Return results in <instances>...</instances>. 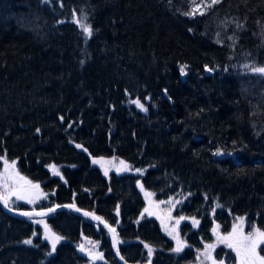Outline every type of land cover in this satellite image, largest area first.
Returning <instances> with one entry per match:
<instances>
[{
  "label": "trees",
  "instance_id": "obj_1",
  "mask_svg": "<svg viewBox=\"0 0 264 264\" xmlns=\"http://www.w3.org/2000/svg\"><path fill=\"white\" fill-rule=\"evenodd\" d=\"M209 5L186 15L190 0H0V170L16 161L46 194L39 209L103 219L126 263L194 264L214 224L264 230V74L250 70L264 67V0ZM89 157L144 172L105 177ZM150 203L169 205L173 231ZM49 230L62 237L54 252ZM79 234L101 243L103 261L76 253ZM0 264L118 262L106 231L81 217L0 208Z\"/></svg>",
  "mask_w": 264,
  "mask_h": 264
},
{
  "label": "snow or ice",
  "instance_id": "obj_2",
  "mask_svg": "<svg viewBox=\"0 0 264 264\" xmlns=\"http://www.w3.org/2000/svg\"><path fill=\"white\" fill-rule=\"evenodd\" d=\"M218 2L219 0H211V4H216ZM209 7H211V5H209ZM196 11L197 9L194 8L192 12L185 13V14L194 15ZM201 15H203V13H201ZM80 27L83 29V32L87 37H90L92 35V28L90 24H80ZM246 67L248 66L246 65ZM250 70L255 73L264 74V67H254V68H251ZM181 72H183V68L181 69ZM132 103H135L136 106L140 108L142 111H147V109L144 107V105L139 100L132 101ZM69 127H71V125H69ZM37 132H39V129H37ZM77 147H81V146L77 145ZM0 159H3V158L0 157ZM97 162L99 161H96V160L93 161V163H97ZM120 163L121 165H123V170L128 169V165L125 164L124 161H121ZM4 164H5V173L3 175H0V186L7 188L8 192L7 194L0 193V201L3 202V206L7 208L8 211H12L13 209L9 207V203H8L10 195H15L16 198L19 200L23 198L20 195V193L22 191H26L23 185H20L18 181H23L24 185H30L31 188H35V189H38L39 185L32 184L31 181L26 180L25 177L21 176L19 172L15 170L16 161L8 162L5 159ZM49 167L52 169L54 175H57V176L60 175L55 165H50ZM9 169H12V171L9 172ZM136 171L141 172L140 169H136ZM105 175H107V171H105ZM137 183L139 184V181ZM140 187H141V190L143 191V185H140ZM145 194L146 196L152 195L151 193H145ZM28 202L31 203L32 201L29 200ZM160 203H164V201H161ZM64 207H69V205H65ZM54 211H55L54 208L49 207L47 211L42 210L39 212H35L34 214L37 216H43V215H46L47 212H54ZM76 211H80V209L77 208ZM145 211H147V209ZM19 214L23 216H29V217L33 215V213H30V212H20ZM84 215L85 216L92 215L93 219L100 220L103 223L100 217L95 216L92 213L85 212ZM182 219H184V217H180L179 220H177V224H179L180 220ZM237 219H242V218L238 217ZM105 227H109V225L105 223ZM45 228L47 229V225H45ZM109 231L115 233L116 230L115 228L109 227ZM169 235L172 236L173 239L177 240V247L174 249V251L177 253L181 252L184 247L183 243L177 238L176 235H173L172 232H169ZM45 239H49L51 241L52 252H54L56 250L57 243L62 239V237L56 235L55 233H51L49 230V234L46 235ZM219 241L221 243H224L228 248L232 249L236 253L237 258L239 259V264H264V255H261V252H264V248H261V245H264V230L253 227L252 231L245 234L243 232L242 227L234 225L233 231L231 233H228L225 236L219 237ZM23 243L25 245H31L32 240L30 239L24 240ZM89 243H92V242L89 241ZM115 244H116V237L114 236L113 246H115ZM145 247L148 248V254L150 256L152 253V249L147 244L145 245ZM206 248L214 249L215 245L209 244V245H206ZM79 250L83 252L84 245H80ZM48 254L51 255V252ZM204 255H205L206 260L211 261V264H217L216 259L212 257L210 251L204 253ZM220 264H223V262L221 261Z\"/></svg>",
  "mask_w": 264,
  "mask_h": 264
},
{
  "label": "rangeland",
  "instance_id": "obj_3",
  "mask_svg": "<svg viewBox=\"0 0 264 264\" xmlns=\"http://www.w3.org/2000/svg\"><path fill=\"white\" fill-rule=\"evenodd\" d=\"M190 3H191L190 12H192V10L195 8V9H197V11L195 13H200V12L204 11L205 8L211 3V0H190ZM217 153H219V154H217ZM213 155L217 158H222L224 156H230L231 158L235 157L234 153L233 154H225V153L218 151V150L215 151L213 153ZM89 160H90L91 166L97 168L99 170V172L105 177L109 173L129 172V173H132L134 175L135 174L141 175L144 172L143 169H140L141 172H137L136 169H132L130 171H129V169L123 170V165H121V163H120L122 160H119V159L103 158V157H89ZM94 160L99 161V162L93 163ZM50 165H53V164L46 165V169L53 172L52 169L49 167ZM11 171H12V169H9V172H11ZM105 171H107V175H105ZM4 173H5V164L3 163V166L0 170V175H3ZM18 183L20 185H23V187L26 189V191H22L20 193V195L23 198L19 199V200L16 198L15 195H10L9 202H8L9 207L17 208L18 205H20L24 209L32 210V209H39V208H37V207H39L38 205H47L48 204L47 199H46V194L40 188H38V189L31 188L30 185H24L23 181H18ZM0 187H2V186H0ZM2 188H4L5 190L7 189L5 187H2ZM6 194H7V192H6ZM29 200H31L32 202L29 203L28 202ZM148 205H150V207L152 208V212H150V213H152V215L156 217L159 224L161 223L163 225H167L169 227L170 231H173V229L176 228V226H177V225H175L176 223H174L173 219H170V216L168 214V211L170 208L168 204H163V205L161 204L160 205L158 203H150ZM164 206H166V207H164ZM117 211L118 210H116L115 212L118 215ZM239 223L241 224V222L239 220L234 221L232 223L230 229L224 234L216 233L217 230H215V229H217V225L214 224L212 227L213 231L210 232V235L212 234L211 240H207L206 242H201L200 243L201 248L198 251L197 250L195 251L196 256H194V264H211L210 260L205 259L204 253L210 251L211 255H212L213 250L217 246H222L224 249V250H222L223 254H221L220 256H217V260H216L217 264H220L221 261L223 262V264H239V259L237 258L236 253L232 249L228 248L224 243H221L219 241V237L225 236L228 233H231L233 231V226L234 225L239 226ZM239 227H241V226H239ZM250 231H252V229ZM250 231H247V232L243 231V232L245 234H247ZM174 235H176V234L174 233ZM177 238H178V236H177ZM171 239L173 241H176L172 237H171ZM46 240H48V242L51 243V241L49 239H46ZM89 241H91L92 243H89ZM100 244L101 243L94 238L79 234L75 250H76V253L78 255H81V256L83 254L86 255L90 261L101 262L104 260V258H103V252L100 250V247H101ZM209 244L215 245V248L214 249H207L206 245H209ZM80 245H84V251L83 252L79 250ZM183 245H184V243H183ZM261 248H264V245H261ZM225 252H228V254H225ZM261 255H264V252H261Z\"/></svg>",
  "mask_w": 264,
  "mask_h": 264
},
{
  "label": "water",
  "instance_id": "obj_4",
  "mask_svg": "<svg viewBox=\"0 0 264 264\" xmlns=\"http://www.w3.org/2000/svg\"><path fill=\"white\" fill-rule=\"evenodd\" d=\"M66 205H67V204H66ZM64 206H65V205H56V206H53V207H51V208H54V209H55L54 212H47L46 215H43V216H37V215L34 214L35 212H39V211H42V210H43V211H47L48 208H43V209H33V210L13 209L12 211H8V209L5 208V207L3 206V202L0 201V208H1V210H2L4 213H6V214H8V215H11V216H17V217H29V216H23V215H20L19 213H20V212H30V213H33V215H32L31 217L44 218V217H46V216H49V215H52V214L56 213L57 211H66V212H68V213H71V214H73V215H76V216H78V217H81V218H83V219L89 221V222L92 223V224H95V225H97V226H100V227H102V228L106 231V233H107V235H108V239H109V243H110V249H111V251H112V254H113L114 258L117 260L118 264H130V263H126V262L122 259V257L120 256L119 251H118V247H117V239H116V244H115V246H113V237H114V236L116 237V233H113V232L109 231V227L112 228L109 224H107L103 219H102L103 223H102L100 220L93 219V218H92V215L85 216L84 213H85V212H88V211L81 210V209H80V211H76L77 208H76V207H73L72 205H69V207H64ZM88 213H90V212H88ZM95 216H96V215H95ZM105 223H106L107 225H109V227H105Z\"/></svg>",
  "mask_w": 264,
  "mask_h": 264
}]
</instances>
